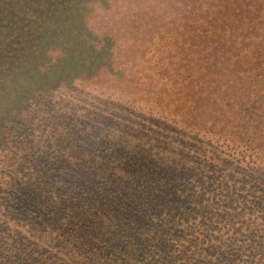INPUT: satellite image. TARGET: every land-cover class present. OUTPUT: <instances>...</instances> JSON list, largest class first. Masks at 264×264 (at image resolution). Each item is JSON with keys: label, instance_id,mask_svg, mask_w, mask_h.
Returning a JSON list of instances; mask_svg holds the SVG:
<instances>
[{"label": "trees", "instance_id": "1", "mask_svg": "<svg viewBox=\"0 0 264 264\" xmlns=\"http://www.w3.org/2000/svg\"><path fill=\"white\" fill-rule=\"evenodd\" d=\"M0 264H264V0H0Z\"/></svg>", "mask_w": 264, "mask_h": 264}]
</instances>
